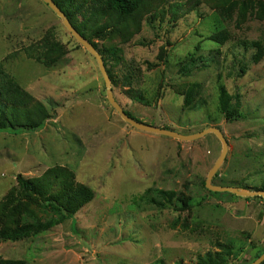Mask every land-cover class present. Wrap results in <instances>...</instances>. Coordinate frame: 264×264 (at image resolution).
I'll list each match as a JSON object with an SVG mask.
<instances>
[{"label": "rangeland", "instance_id": "obj_1", "mask_svg": "<svg viewBox=\"0 0 264 264\" xmlns=\"http://www.w3.org/2000/svg\"><path fill=\"white\" fill-rule=\"evenodd\" d=\"M137 22L123 34L93 38L99 48H122L117 60L105 54L117 100L136 118L180 133L220 127L229 147L213 183L262 187L264 0H148ZM50 30L62 56L52 64L29 57L24 48ZM192 59L191 72L183 71ZM0 65L52 115L34 130H0V203L18 174L39 177L57 166L95 192L63 220L30 203L47 228L0 240V256L29 264H198L228 245L229 264H248L264 252V198L204 184L221 140L208 133L185 141L124 121L108 101L96 58L46 2L0 0ZM189 86L197 92L192 108L185 105ZM221 86L239 109L231 120L221 109Z\"/></svg>", "mask_w": 264, "mask_h": 264}, {"label": "trees", "instance_id": "obj_2", "mask_svg": "<svg viewBox=\"0 0 264 264\" xmlns=\"http://www.w3.org/2000/svg\"><path fill=\"white\" fill-rule=\"evenodd\" d=\"M54 1L67 14L78 31L100 51L107 66L105 54H109L117 60L121 56L122 48L113 45L104 47V49L99 48L93 38L107 39L112 35L117 36L120 33H125L131 24L137 25V19L145 10L148 0ZM244 4L248 6L246 2ZM247 8H244V10ZM229 10V8L225 9L227 12ZM79 16L84 19L80 23H78ZM220 37L227 38L224 33ZM255 46H258V52L254 56L257 61L261 58L262 45L260 42H256ZM24 50L29 57L39 62L52 64L57 58L62 56L64 46L54 38V34L50 30L38 42L25 47ZM193 64L194 59L186 61L182 65V70L190 73V68ZM107 70L108 72L110 71L108 68ZM196 93L194 86H189L186 91L185 105L189 108L194 106L193 100ZM231 97L232 95L228 94L226 87L221 86V109L228 120L233 119L235 114L239 113V109L233 105ZM0 111H2L4 117V119H1L0 130L7 131L15 127H18L19 130H34L42 126L45 120L52 116L46 106L36 101L34 96L2 65H0ZM125 111L136 118L126 109ZM17 181V186L10 190L0 203V240L3 241H19L47 228V225L39 222L37 213L28 208L30 203H37L41 210L54 212L60 216L59 220H63L73 217L81 207L95 197L94 190L84 183L77 182L73 171L65 167L49 168L39 177H26L23 174H18ZM249 188L264 189V184L262 187L253 188L249 186ZM161 194L169 198L170 201H174L177 205L180 203L184 207L190 205L187 197L178 196V200H174L179 195L175 191L161 190ZM28 214L33 220H28ZM221 247L225 253L209 251L199 257L198 264H229V259L226 255L227 252L233 251L228 245H222ZM0 264L29 263L25 259H12L0 256ZM261 264H264V261Z\"/></svg>", "mask_w": 264, "mask_h": 264}, {"label": "water", "instance_id": "obj_3", "mask_svg": "<svg viewBox=\"0 0 264 264\" xmlns=\"http://www.w3.org/2000/svg\"><path fill=\"white\" fill-rule=\"evenodd\" d=\"M46 2L56 13L59 15L66 26V28L71 32V34L96 58L100 71L104 77L105 85L107 89V98L112 107L118 112V114L122 117L124 121H126L131 126L147 132L157 133L165 136H169L172 138L192 141L199 139L205 136L208 133H214L222 142V151L208 172L206 178V187L214 192H230L239 196L250 197V196H262L264 198V189H252L249 187L243 186H233V185H223V184H215L213 183V178L218 172L219 168L225 161V158L228 153V139L224 134L223 130L218 126H209L201 131L184 134L180 133L174 129L159 127L144 121H140L132 116H130L121 105V103L115 97L113 87H112V79L107 70V66L105 65L104 58L100 51L94 46L92 42H90L78 29L73 25L70 21L67 14L58 6V4L54 0H43ZM264 261V252L255 260L250 262L249 264H261Z\"/></svg>", "mask_w": 264, "mask_h": 264}]
</instances>
